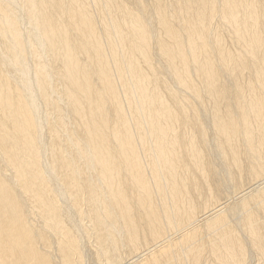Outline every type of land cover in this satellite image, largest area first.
Returning <instances> with one entry per match:
<instances>
[{
	"label": "bare ground",
	"instance_id": "obj_1",
	"mask_svg": "<svg viewBox=\"0 0 264 264\" xmlns=\"http://www.w3.org/2000/svg\"><path fill=\"white\" fill-rule=\"evenodd\" d=\"M0 264H264V0H0Z\"/></svg>",
	"mask_w": 264,
	"mask_h": 264
}]
</instances>
